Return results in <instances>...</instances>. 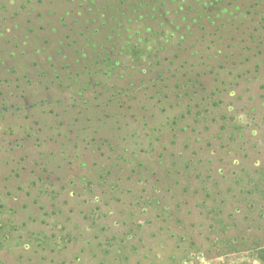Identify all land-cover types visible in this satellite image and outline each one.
<instances>
[{
	"label": "rangeland",
	"instance_id": "obj_1",
	"mask_svg": "<svg viewBox=\"0 0 264 264\" xmlns=\"http://www.w3.org/2000/svg\"><path fill=\"white\" fill-rule=\"evenodd\" d=\"M138 1L0 0V264H264V92L221 84L212 57L195 71L223 92L198 121L169 130L183 102H159L152 82L132 110L105 106L192 25L174 0ZM198 1L205 21L243 18ZM238 177L260 186L256 206Z\"/></svg>",
	"mask_w": 264,
	"mask_h": 264
},
{
	"label": "trees",
	"instance_id": "obj_2",
	"mask_svg": "<svg viewBox=\"0 0 264 264\" xmlns=\"http://www.w3.org/2000/svg\"><path fill=\"white\" fill-rule=\"evenodd\" d=\"M152 1L154 4H159V0ZM223 1L224 0H221L220 2ZM226 2L228 5H237L241 8L240 16L243 18H240L239 22H231L230 25H228L226 24L228 22L205 21L203 19L205 5H202L204 3L194 0L193 3L196 5L193 6L191 3L182 8L181 5L177 3V0H174V2L171 1L172 8H177L176 11H178L173 12L176 14L180 12L191 20L192 25L189 24L190 26L187 27L188 37L183 36L180 38L182 44H180V49H177V53H167L163 58V62H158L156 64L155 75L152 77L153 79H149L150 76L146 74L138 82L141 86L134 87L132 83L130 89L117 91L116 94L113 95L112 100L109 101V104L105 103V106L112 105L116 111L120 112L124 109L128 111L132 110L134 108V100L137 99L139 95L144 94L146 90L148 91L149 87L147 83L152 82L155 88L153 97H157L159 102L164 100L167 104L169 103L168 107L171 109L176 108L175 106H177L176 102L178 99L183 102L178 106L177 112L179 115H176L178 114L176 113L171 120L170 117L166 119L170 121L169 130L175 126H177L178 129L181 120L190 117H193V119L194 117H201L200 110L202 109V103L207 102L208 99L218 100L220 93L223 92L220 84L218 86L209 87V85H206L201 79V77L203 78L204 76V72L195 71L200 65H205L206 59L209 60L212 57L217 65L211 66L212 69L214 68V70H211V73L215 74L216 79H218L216 72L218 73L223 69L226 70L229 76L227 80H219L221 84H227L229 88L232 86L241 87L245 84V89L249 92H255L258 95L262 94L264 92V3L260 0H226ZM149 4L150 2L148 0H141L134 3V5L139 8L146 7ZM131 6L132 5L129 4L130 10ZM167 9L170 10V7ZM118 11L119 8H117V12ZM157 17L160 18L159 16ZM180 20L185 21V18L180 17ZM168 21L169 25L173 24L170 20ZM190 27H195V29H193V32L189 33ZM114 31L115 28L113 27L110 33ZM90 45H92V43H90ZM212 48L215 50L210 56H206V53ZM220 52H222V57L218 58ZM173 76H176L174 78V85L170 83V78H173ZM184 86H186V90H188L187 92L184 91L185 95L183 97L175 95V89ZM189 86H193V88L188 89ZM165 109L166 107H163V111L166 112ZM130 114L135 118L136 122L140 124V128L147 127L149 130L151 129L145 116L137 117L134 111ZM194 120L198 121V119ZM222 120L223 123L220 128L226 129V132L232 133L235 128V121L233 118H227L225 115ZM157 129L158 127H155L151 129V132H155ZM172 129L174 130V128ZM146 137L149 143L148 147L151 148L152 136L147 134ZM144 150L145 149H141L143 152ZM134 156L135 154L133 157ZM95 164L92 165L94 166ZM248 170L249 169H245L246 172ZM238 178L240 182L238 181L234 187L238 184L243 186V177ZM230 187L234 189L233 184H230ZM243 187L244 189H251L248 195L249 201L251 205L256 206L257 202L255 201L257 200L254 196L259 193L260 190L258 189L260 186L257 183H251L249 185L245 184Z\"/></svg>",
	"mask_w": 264,
	"mask_h": 264
}]
</instances>
